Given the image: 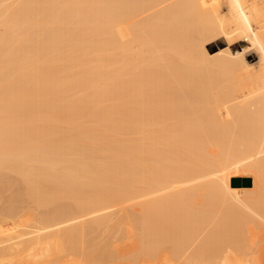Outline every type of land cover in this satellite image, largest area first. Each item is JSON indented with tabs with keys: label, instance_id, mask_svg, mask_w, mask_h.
Instances as JSON below:
<instances>
[{
	"label": "bare ground",
	"instance_id": "bare-ground-1",
	"mask_svg": "<svg viewBox=\"0 0 264 264\" xmlns=\"http://www.w3.org/2000/svg\"><path fill=\"white\" fill-rule=\"evenodd\" d=\"M2 179L0 264H77L54 228L120 198L144 264H264V0H0ZM18 195L69 205L20 243Z\"/></svg>",
	"mask_w": 264,
	"mask_h": 264
},
{
	"label": "rangeland",
	"instance_id": "rangeland-1",
	"mask_svg": "<svg viewBox=\"0 0 264 264\" xmlns=\"http://www.w3.org/2000/svg\"><path fill=\"white\" fill-rule=\"evenodd\" d=\"M14 1V0H13ZM141 17V16H140ZM138 18V17H137ZM136 19V18H135ZM222 37H220V38H218V39H212V40H209L208 41V43L210 44H208V45H206L207 46V48H209V47H211V50H210V53H211V55H213V54H217V52L222 48V49H225L226 47H227V41L225 40V38H222ZM216 40V41H215ZM219 40V41H218ZM220 41H222V42H220ZM226 46V47H225ZM218 48V49H217ZM214 52V53H213ZM254 58V59H253ZM248 59H249V61H253V62H256L255 60H257V59H255V55L254 56H252V57H248ZM10 174V173H9ZM8 173L6 174V175H9ZM10 176V175H9ZM9 176H6V179L7 178H11V177H9ZM12 176V175H11ZM14 178V177H13ZM9 179H7L6 181L7 182H10V180ZM13 180V179H12ZM6 181H4L5 183H3V179H2V181H0V190H1V198H2V200H0L1 202H0V216H3L4 215V213L3 212H1L2 210V208H4V210L6 209L4 206H5V204L6 203H8L9 201L7 200V199H11V196H13L14 194H15V190L17 191L18 189H15V185H13V184H16L17 183V181L15 182V180L13 181V182H15V183H13V184H8ZM7 184H8V186H7ZM18 185V183L16 184V186ZM17 188V187H16ZM20 188V187H19ZM20 193V190L19 191H17L16 192V195H17V193ZM18 193V194H19ZM16 195H15V198H16ZM20 195H18L17 196V198H19V200H20V202H21V199H20ZM13 198V197H12ZM15 198H13L14 199V201L16 200ZM24 199V202H26V203H24L23 204V201L19 204L20 205V210L19 209H17L16 210V212L17 211H20L21 212V220H20V222H21V226L22 227H20V229L18 228V230L16 231V233H13V234H9V236H17L19 233H21V234H23V231H25V233H24V237L22 238V239H17V241H19L20 243H28L29 242V239H30V237L32 236V234H33V236L34 235H36V231L34 230L35 228L37 229H39L40 228V226L38 227V224L40 223V218L42 219V217L41 216H43V217H45L43 214H47V216L49 215V213H51L52 215L53 214H56L57 213V211H56V209L54 210L53 209V207H57V206H61L60 208H61V211L65 208V207H63L62 205H64L65 204V206L67 207V205H69V203L67 202V199L65 200V201H60L61 203H59V205H57L56 206V204H54V203H57L58 202V199H55L54 197H53V199H51L50 197V199L48 198V200H49V202L51 201V204L49 205L48 204V206H52L51 208H48L47 206V208H43V205L45 206V204H42V206H39L40 204H34L33 203V201L32 202H30L28 199H26L25 197H23ZM58 198H60V197H58ZM62 198H64V197H62ZM62 198H60L61 200H64V199H62ZM4 199H6V200H4ZM12 199V200H13ZM121 200H117L116 201V203H117V205H112L111 207H109L108 209H106V210H103L102 212H99V214H101V216L97 213V216L96 215H91V217H90V215H88V216H86L85 217V219L83 218V219H77L76 221H71V223L70 222H68V223H63V224H61V225H58V226H56L55 228H54V230L53 231H55L56 229L58 230L59 229V231H57V232H61V234H63V232L66 230L67 231V229H65V228H68L69 227V229L70 228H75L74 226H76L77 224H79L80 226L82 225V226H85L86 224V226H85V233H83L84 231H82L81 229H79L78 230V227H80L79 225L78 226H76L77 228H76V232H77V234L76 233H74V234H76V237H75V235L73 234V237H74V240L77 238V240H69L70 238H68V242L70 243V241H71V243H72V247H70L71 246V244L69 245V243L68 242H65L66 243V245H68L69 246V248L70 249H68L67 247L68 246H66L65 245V248H67V249H65V253L64 254H62L61 256H60V258H59V261H64V260H69L70 258H72L73 260H75V262L77 263V264H93V259L91 258V257H95V263L96 262H98V264H132L133 262H134V264L137 262V264H144V262H143V260L141 259L142 258V254L141 255H139L140 253H141V248H139V247H141V246H138V248H136V247H134V246H132V247H134L135 248V250L138 252V254L135 252V250H134V248H132L133 250H134V252L137 254V257L135 256V257H132V256H134L135 254H134V252H133V254H132V251H131V249H130V252H129V246H130V241H132V239H133V242L135 241V243L134 244H137L138 245V236L137 235H135L138 231H140L142 228H140L141 226L139 225L140 223H141V225H142V222H140L138 219H139V217H142L141 215H142V209H143V207L142 208H140V206H138V205H141V203H142V201H140L139 199H137V200H135L136 201V203H138V202H141L140 204H136L135 203V201H129V200H127V201H125V199H122V198H120ZM27 200V201H26ZM54 200V202H53V204L55 205V206H53L52 205V201ZM57 200V201H56ZM11 201V200H10ZM17 201V200H16ZM29 201V202H28ZM120 201H124V202H120ZM138 201V202H137ZM63 202H65V203H63ZM120 202V203H119ZM133 202L134 204V206H133V208H132V206H129L131 203ZM17 203V202H16ZM16 203H13V205H11L12 203H9V205L8 204H6V205H8V206H12V207H14V204H16ZM18 203H19V201H18ZM63 203V204H62ZM68 203V204H67ZM67 204V205H66ZM114 204H115V202H114ZM136 204V205H135ZM17 205V204H16ZM18 205V206H19ZM21 205H26V209L24 208L23 210H22V206ZM7 206V207H8ZM114 206V207H113ZM136 206V207H135ZM59 207H57V210H58V208ZM62 207H63V209H62ZM131 207V208H130ZM135 207V208H134ZM10 208V207H9ZM9 208H7L6 209V211H8V209ZM17 208V207H16ZM110 209V210H109ZM134 209H136V210H134ZM3 210V211H4ZM14 210H15V207H14ZM53 210L54 211H56L55 213H52L53 212ZM139 210H140V212H141V215H140V213H139ZM50 211V212H49ZM59 211H60V209H59ZM130 211V212H129ZM5 212V211H4ZM104 212V213H103ZM111 212V213H110ZM6 213V212H5ZM8 213V212H7ZM43 213V214H42ZM107 213V214H106ZM108 213H110L109 215H111V216H109V217H111V218H113L112 220L113 221H111V219L109 218L108 220H110V223H109V221H104V218L106 217V216H108ZM126 213H128L127 215H131L132 213V215L130 216H128V217H125V214ZM135 213V214H134ZM1 214H3V215H1ZM19 214V213H18ZM42 214V215H41ZM51 214H50V216H51ZM116 214V219L118 220H116L115 219V215ZM126 215V216H127ZM7 216V214H5V217ZM118 216L120 217V216H122L121 218H119L118 219ZM133 216V217H132ZM139 216V217H138ZM19 217V218H20ZM49 217V216H48ZM96 217V219H98L99 217H101V219L100 220H102L103 222H108V224H104L103 223V225H104V227H100V228H98L99 226H102V224H99V223H95V221L93 222V220H92V222L89 220V219H93V218H95ZM129 217H132L131 219L134 221V220H138V222H140L139 224H138V222H136V221H134V226H133V222L131 223L132 224V226L134 227V229H135V231H137L139 228V230L137 231V232H135V234L132 232V230H134L133 229V227H132V230H131V224H130V222H129V220H131ZM0 218H2V217H0ZM108 218V217H107ZM106 218V219H107ZM127 218H128V220H127ZM136 218V219H135ZM38 219H39V223H38ZM141 219V218H140ZM84 220V221H83ZM81 221V223H86V224H81V223H79ZM89 221V222H88ZM119 221H121V222H119ZM42 223L44 222V221H41ZM48 222H50V221H48ZM42 223H40V224H42ZM93 225H92V224ZM94 223L96 224V225H94ZM100 223H102V222H100ZM39 224V225H40ZM70 224H71V227H70ZM74 224V225H73ZM138 224V225H137ZM49 225V224H48ZM66 225V226H65ZM69 225V226H68ZM73 225V226H72ZM88 225H91L90 227L92 228H90ZM99 225V226H98ZM81 226V227H82ZM135 226H137V227H135ZM58 227V228H57ZM62 227H65L64 228V230L62 229ZM80 227V228H81ZM117 227V228H116ZM23 228V229H22ZM42 228V227H41ZM40 228V229H41ZM60 228L62 229V230H60ZM86 228H88V229H86ZM89 228H90V230H89ZM136 228H138V229H136ZM39 229V230H40ZM71 230V229H70ZM69 230V231H70ZM80 231L81 230V232H82V234H81V232H79L78 233V231ZM261 230V229H260ZM264 230V229H263ZM28 231H35L34 233H31V232H28ZM117 231H120V233L118 234V232ZM142 231V230H141ZM140 231V232H141ZM262 231V230H261ZM26 232H27V235H26ZM89 232V233H88ZM115 232H117V233H115ZM44 233V232H43ZM65 233V232H64ZM142 233V232H141ZM141 233H139L138 235H139V238L141 237ZM29 234L31 235V236H29ZM59 235V236H62V235ZM80 235V237H79V235ZM87 234V235H86ZM135 235V237L136 238H132L131 236L132 235ZM263 234H264V232H263ZM78 235V236H77ZM84 235H86V236H84V238H85V241H84V238H83V236ZM117 235H118V237H117ZM28 236V237H27ZM33 236H32V238H33ZM64 236V235H63ZM117 237V238H115V237ZM36 236H34V238H35ZM65 237V236H64ZM131 237V238H130ZM32 238L30 239L31 241H32ZM33 238V239H34ZM62 239H64L63 237H61ZM67 238V237H66ZM65 238V239H66ZM89 239V241H87ZM131 239V240H130ZM136 239V240H135ZM83 240V242H81ZM140 240V239H139ZM13 241H16V240H13ZM22 241V242H21ZM25 241V242H24ZM30 241V242H31ZM63 242L65 241V240H62ZM87 241V242H86ZM73 242H74V244H73ZM85 242V243H84ZM8 243H10V242H7V243H5L4 245H6V246H4V245H2L1 247H0V249L1 248H6L7 247V245H8ZM32 243V242H31ZM64 244V243H63ZM74 245V246H73ZM133 245V244H132ZM136 245V246H137ZM140 245V244H139ZM4 246V247H3ZM27 246V245H26ZM72 249H73V251H72ZM94 249H95V253L94 254H92L93 252L92 251H94ZM68 250V251H67ZM69 250H71L72 252H70ZM68 252H69V254H68ZM129 253H130V256H129ZM91 254V256L89 257V255ZM131 254H132V256H131ZM92 255H94V256H92ZM140 256V258H139V256ZM88 257V258H87ZM130 257V258H129ZM89 258H91V259H89ZM134 258V259H133ZM90 261H89V260ZM133 261H131V260ZM137 261H136V260ZM90 262V263H89ZM94 263V264H95Z\"/></svg>",
	"mask_w": 264,
	"mask_h": 264
},
{
	"label": "water",
	"instance_id": "water-1",
	"mask_svg": "<svg viewBox=\"0 0 264 264\" xmlns=\"http://www.w3.org/2000/svg\"><path fill=\"white\" fill-rule=\"evenodd\" d=\"M233 182H234V184H236V185H237V184H240V179H239V178H236V179L233 180Z\"/></svg>",
	"mask_w": 264,
	"mask_h": 264
}]
</instances>
